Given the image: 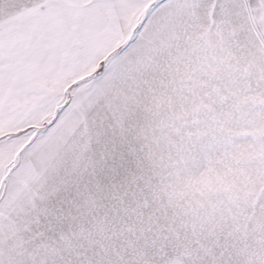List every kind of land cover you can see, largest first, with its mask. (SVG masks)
<instances>
[{
	"label": "snow or ice",
	"instance_id": "obj_1",
	"mask_svg": "<svg viewBox=\"0 0 264 264\" xmlns=\"http://www.w3.org/2000/svg\"><path fill=\"white\" fill-rule=\"evenodd\" d=\"M0 264H264V0H0Z\"/></svg>",
	"mask_w": 264,
	"mask_h": 264
}]
</instances>
